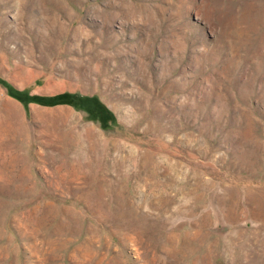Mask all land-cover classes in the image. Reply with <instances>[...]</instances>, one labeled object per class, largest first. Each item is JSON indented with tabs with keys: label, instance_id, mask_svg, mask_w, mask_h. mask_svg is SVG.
<instances>
[{
	"label": "rangeland",
	"instance_id": "374dc122",
	"mask_svg": "<svg viewBox=\"0 0 264 264\" xmlns=\"http://www.w3.org/2000/svg\"><path fill=\"white\" fill-rule=\"evenodd\" d=\"M0 264H264V0H0Z\"/></svg>",
	"mask_w": 264,
	"mask_h": 264
}]
</instances>
